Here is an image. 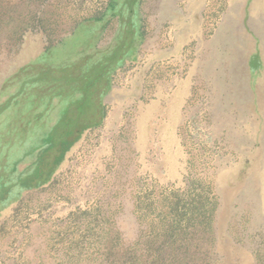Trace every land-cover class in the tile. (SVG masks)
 <instances>
[{"label": "rangeland", "instance_id": "obj_1", "mask_svg": "<svg viewBox=\"0 0 264 264\" xmlns=\"http://www.w3.org/2000/svg\"><path fill=\"white\" fill-rule=\"evenodd\" d=\"M48 44L0 143L97 123L99 98L59 83L96 75L88 56L111 57V88L51 180L0 209V264H264V0H0V109Z\"/></svg>", "mask_w": 264, "mask_h": 264}, {"label": "trees", "instance_id": "obj_2", "mask_svg": "<svg viewBox=\"0 0 264 264\" xmlns=\"http://www.w3.org/2000/svg\"><path fill=\"white\" fill-rule=\"evenodd\" d=\"M126 1V0H124ZM128 2L130 0H127ZM137 0H134V2H136ZM133 8V6L131 5V9ZM121 10H124L123 6L121 7ZM120 13V12H119ZM122 14L125 17V11H122ZM123 17V18H124ZM90 21V20H89ZM127 24H124L122 22V27L121 28H126ZM76 28V27H75ZM75 28L73 30V32L70 35H73ZM140 32V30H139ZM142 36V32H140V37ZM67 38V37H66ZM65 38V39H66ZM63 39H61V41H63ZM60 43V42H58ZM53 46L55 45H47L45 52H43L42 54H39L37 56H35L34 59L30 60V62L25 66L20 68L18 71L15 72L14 76H12V78H15L17 83H16V89L10 93V95H8V99L7 101H4L1 105L0 110H2V112H0V118H3V113L5 111H7L4 108L9 107L8 102L9 100H11L12 98H17V96L19 95V97H21L23 95V92H27V85L31 84L35 79H37V77H41V76H45V70L47 68V64H44V55L51 51L53 49ZM92 57V56H91ZM90 56L84 58L85 64L88 62H90V64L92 65V67L94 68L93 70L96 71V75H94L93 77L90 75V71L92 69L90 68H85L81 69V68H77L76 71H72V69L74 70L76 67L80 66L79 63L81 62H73L72 61H68L67 62H72V64H70L69 66H61V67H51L48 69L49 73L55 74L56 70L58 69H62V70H70L72 71V73L74 74V72H76L73 76L69 75L68 78L64 77L61 79H59V83L63 82L64 86L67 88V91H77L79 90L80 92H82V95L84 96L85 94L89 93L90 95H96L97 98H99V110H101V117L99 119V121L97 123H93L92 126H97L100 124V121L103 118L104 115V105H103V97L109 92L110 90V83L112 82L111 79V74L113 72V70L111 69L110 71L108 70L109 68H107L106 66H108L107 63L111 62V57H104V58H100V60H96V61H90ZM126 59H123L124 61H126L128 59V57L124 56ZM130 58V57H129ZM123 61V62H124ZM113 63V62H112ZM66 64V63H64ZM63 64V65H64ZM77 64V65H76ZM119 64V63H118ZM116 64V65H118ZM123 64V63H122ZM121 64V65H122ZM118 66H116L117 68ZM64 68V69H63ZM70 73V74H72ZM71 80V81H70ZM55 83V82H54ZM79 86V87H77ZM43 88L41 87H38ZM79 92L78 95H80L81 97V93ZM82 98V97H81ZM73 101V100H72ZM13 102V101H12ZM73 103H75L77 106H79V104L82 103V99L80 100H75L73 101ZM40 104L36 103L35 106L39 107ZM55 109H57V111L61 110V105L59 104V100L56 99L55 100ZM58 111V112H59ZM56 117V113L54 114ZM65 115L61 118L60 121H62L64 119ZM59 121V122H60ZM76 123V122H75ZM78 123V121H77ZM76 123V124H77ZM53 124V123H52ZM56 124V123H55ZM75 124V125H76ZM73 126L72 129L66 130L65 132H62L63 130L59 131L57 130V128H55V130L53 132H51V135H48L47 133H45V136L43 137L44 144H40L39 147L37 148H31L30 142H31V133L29 132V134H27L25 137L19 133L18 131H14L13 134H10L8 137H5V140H3V143H0V150L2 152H0V161H2L0 163V209L4 208L5 206H7V202L10 201L13 198V189L17 188V194L16 196L20 195L21 192L26 191V190H32V189H36L41 187L42 185H44L45 183L49 182L51 180V178L53 177L54 173L56 172L58 166L61 164V162L64 160L65 154L70 150L71 146L75 143L76 140H78L81 135L83 134V132L92 127V126H87L84 127V125H81V128L77 129ZM1 134L3 133L2 130H0ZM46 135H48L46 137ZM46 137V139H44ZM6 141V143L4 142ZM14 141L18 142L15 146H13ZM27 148V149H26ZM14 149V152L12 151ZM55 150L56 154L54 155V159L53 161L51 159H48V157H50L51 155H49V151H53ZM25 151V152H24ZM12 154V156H11ZM58 154V155H57ZM10 157V158H9ZM7 159H9V161H7ZM31 161L34 160L32 162H30V167L26 168V171H20L19 166L21 164H23L25 161ZM25 162V163H26ZM48 163V165H47ZM46 166V167H45ZM45 168L48 169V172L46 173L47 176H45V178H36V181L33 183L31 180L29 179V177L27 179V181H24V183L22 184L21 182H19V180L17 179V177L22 180V177L26 176V173L28 171H30V174H32L33 176L36 174L41 173V171ZM36 177V176H35Z\"/></svg>", "mask_w": 264, "mask_h": 264}, {"label": "crops", "instance_id": "obj_3", "mask_svg": "<svg viewBox=\"0 0 264 264\" xmlns=\"http://www.w3.org/2000/svg\"><path fill=\"white\" fill-rule=\"evenodd\" d=\"M36 42H38V40H36ZM37 44V43H36ZM33 45H34V43H33ZM34 46H32L31 48H33ZM31 52H33V51H31ZM37 52H39V51H37ZM40 54V53H39Z\"/></svg>", "mask_w": 264, "mask_h": 264}]
</instances>
